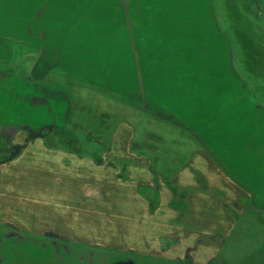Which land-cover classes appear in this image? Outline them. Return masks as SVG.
I'll list each match as a JSON object with an SVG mask.
<instances>
[{"label":"crops","instance_id":"obj_1","mask_svg":"<svg viewBox=\"0 0 264 264\" xmlns=\"http://www.w3.org/2000/svg\"><path fill=\"white\" fill-rule=\"evenodd\" d=\"M206 2L200 29L192 0H125L94 43L89 21L0 0V264H264V74L240 72ZM84 87L105 138L65 137ZM148 228L153 250L126 253Z\"/></svg>","mask_w":264,"mask_h":264},{"label":"rangeland","instance_id":"obj_2","mask_svg":"<svg viewBox=\"0 0 264 264\" xmlns=\"http://www.w3.org/2000/svg\"><path fill=\"white\" fill-rule=\"evenodd\" d=\"M29 4L32 7V16L36 18L38 22L40 21V18L45 19L46 15L53 19L61 15L63 17V19L60 20L62 21V25L65 22L64 25L67 26L68 24H66V22L72 21L71 24H69V27H73V24H75L74 22L79 21V29H82L83 21H89L90 38L94 43H102L103 40H105L107 34L106 29L110 22L112 23L111 25H114V23L119 24L124 20L121 11L126 9V7L123 8V5L126 4L125 0H29ZM181 4L182 3H178L176 9H178ZM212 4L214 11L218 15L217 21L220 31H222L229 44L235 48L233 49L234 59L236 62L240 63V72L243 74L256 75L257 72L262 73L263 71L264 74V0H212ZM162 5L164 6V9L160 14L161 18H159L158 23V26L161 27H163L168 20L165 12L167 4L163 2ZM190 10L192 11V17L191 19H186V23L189 22L193 28L201 29L209 27L211 19L208 18V13L211 11V8H209L206 0H192ZM105 22L108 24L105 25ZM116 33L117 32L108 33L107 38ZM72 38H78V36L73 35ZM80 38L82 37L80 36ZM195 38L196 36L193 35V42ZM254 43L259 50L256 49V55L253 56L255 50L251 45ZM18 73L24 74V67H21L18 70ZM261 73L258 75H261ZM65 78L66 76H64V79ZM259 84L264 88L263 78L257 83V85ZM84 88L79 90V95L83 97V101L76 99L74 101V106L76 107L74 108L76 114L74 119L79 123L77 124L78 135L75 130H71L72 124H70L69 126L71 129L64 130L65 137L74 136V138L83 139L105 138V130L103 129L106 126L105 122L108 120V116L104 114L105 109L101 105L102 98L96 97V92L91 89L85 88L86 90H89L86 91ZM68 93L74 97V93L71 89H69ZM179 138L180 137H178V139ZM147 140H150L151 143L160 141L159 138L155 137L151 132H141V143L146 142ZM148 148L151 150V145L148 146ZM81 149L84 148L81 147ZM244 200L245 203L243 204L242 202L240 204L242 209H244L246 206L245 204L249 202L247 199ZM85 213L88 214V211H85L83 214ZM244 214L245 210L241 211V215ZM86 216L87 215L85 214L83 219H85ZM83 228L95 230L94 226H81V229ZM110 229L114 230L115 227L109 226L105 228L104 231ZM131 229L135 232L132 237L138 236L139 231L141 230H139V228ZM73 230H76V228L71 226H65L63 228L64 234L66 235H71ZM100 230L102 231L103 228ZM151 230V228H148V239L143 243L122 244L121 246H125V252L130 253L133 250L152 251V243L149 241L151 240ZM249 250L250 247L247 246L243 250V253L248 254L251 252Z\"/></svg>","mask_w":264,"mask_h":264}]
</instances>
